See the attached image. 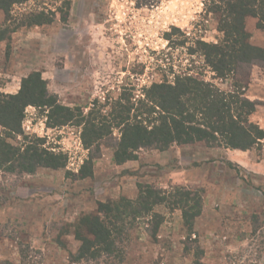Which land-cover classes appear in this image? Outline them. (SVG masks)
Instances as JSON below:
<instances>
[{"label":"rangeland","instance_id":"rangeland-1","mask_svg":"<svg viewBox=\"0 0 264 264\" xmlns=\"http://www.w3.org/2000/svg\"><path fill=\"white\" fill-rule=\"evenodd\" d=\"M206 1L27 0L9 16L0 10V95L16 94L38 72L61 105L108 116L122 97L141 99L153 83L188 74L254 101L249 120L264 131V69L245 67L247 83H236L218 78L203 56L190 52L198 40L222 37ZM41 15L48 23L29 25ZM256 24L247 20L250 43L264 48V29ZM46 122L43 110L28 107L24 135L10 142L39 139L66 156V167L0 170V264H72L70 255L81 252L72 228L77 219L95 213L99 202L135 200L140 184L199 191L202 213L192 235L180 210L157 207L163 216L157 233L150 218L129 219L124 264H264V139L248 151L203 142L141 150L118 165V130L86 149L77 123L49 128Z\"/></svg>","mask_w":264,"mask_h":264},{"label":"trees","instance_id":"trees-1","mask_svg":"<svg viewBox=\"0 0 264 264\" xmlns=\"http://www.w3.org/2000/svg\"><path fill=\"white\" fill-rule=\"evenodd\" d=\"M25 2L0 0V10L9 16L15 5ZM206 5L207 12L217 17L222 37L217 43L198 40L191 54L203 56L205 64L218 78L231 77L236 83H247L245 67L257 64L264 69V48L250 43L251 34L246 27L247 20L254 18L256 27L264 29V0H207ZM45 23L48 20L44 21L41 15L29 25ZM241 72L245 76H240ZM28 107L43 110L49 128L77 123L82 127V143L86 149L118 130L120 139L113 156L118 165L136 160L141 150L163 152L173 145L203 142L209 147L248 151L260 147L264 139V131L249 120L256 110L254 101L238 90L223 91L197 76L184 74L176 76L173 82L153 83L141 99L132 101V96L122 97L108 116H97L94 111L84 116L79 108L72 110L61 105L49 93L41 74L34 72L22 80L16 94L0 95L1 171L34 174L40 168L66 167V156L41 147L39 139L25 146L10 142L12 137L24 135L22 125ZM89 163L92 164L90 160ZM86 166L81 171L85 176L90 174L89 168V172L84 171ZM160 206L180 210L184 226L190 235L194 233L195 221L202 213L199 191L183 187L164 190L140 184L135 200L123 197L114 202H99L95 213L77 219L72 228L75 238L81 242V252L70 255L71 263L124 264L122 244L126 225H132L127 221L150 218L157 233L163 223V216L155 211Z\"/></svg>","mask_w":264,"mask_h":264}]
</instances>
